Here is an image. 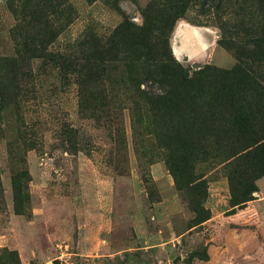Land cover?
Instances as JSON below:
<instances>
[{"label":"rangeland","instance_id":"374dc122","mask_svg":"<svg viewBox=\"0 0 264 264\" xmlns=\"http://www.w3.org/2000/svg\"><path fill=\"white\" fill-rule=\"evenodd\" d=\"M177 24L208 34L206 49L177 59ZM113 32L116 51L93 54L94 88L67 72L88 61L67 57L92 53L77 44ZM128 39L147 40L148 53L132 54ZM149 56L193 79L203 72L194 101L158 128L139 118L147 107L130 82ZM242 75L246 94L264 89V0H0V264H183L204 251L192 264H264V175L249 169L264 153L234 163L207 139L179 193L160 144L183 154L186 122L201 132L225 118L219 89ZM248 95L264 116V98ZM92 98L88 112L80 101Z\"/></svg>","mask_w":264,"mask_h":264},{"label":"trees","instance_id":"16d2710c","mask_svg":"<svg viewBox=\"0 0 264 264\" xmlns=\"http://www.w3.org/2000/svg\"><path fill=\"white\" fill-rule=\"evenodd\" d=\"M116 36V33L113 32L109 37L102 40L89 38L83 41V43L77 44L78 49L86 45L92 53L87 55V57L82 53L75 55L76 58L67 57V60L74 62V64L80 59H88L86 64L78 71L73 70L71 64H67L68 68L66 70H69L67 72L81 77L83 85H89L94 88L93 83L96 75L93 54L104 49H109L111 52L116 51V46L119 44ZM52 41L53 39L48 44H51ZM219 44L228 48L223 40L219 41ZM39 45L41 46V44ZM121 45L130 50L134 55L139 53L140 49L142 52L148 53V49L150 48L147 40L135 42L134 39H128V41L121 42ZM147 60L148 65L143 72H131L130 82L141 95L140 99L143 106L147 107L139 118H144L150 126L158 128L159 124L163 121L164 124H167V121L161 118L166 117L170 113L169 120L178 118L181 113L179 106L184 103L190 104L194 101V94L200 85L201 74L203 72H199L196 79H193L188 73L173 71L168 65L161 63L156 56H149ZM234 71H240V69L235 68ZM142 76L145 78L144 80ZM246 77L242 75L240 79L242 78L241 80L243 81L240 82H238L239 80H230L227 90L224 87L219 89V97L215 101V107L219 108L221 114L226 111L228 112L225 114V118L210 120L209 123L212 121L215 125L213 123L209 125L207 119H211L212 116H207L206 123H208V126L206 127V124L203 125L205 128H202L201 132L198 129L196 130V127L193 128L194 123L186 122L185 131L180 139V142L183 144V154L179 157L175 155L174 150L171 148L172 142L169 144L167 141L168 145L164 141L160 143L168 152L166 154L168 170L173 177L176 190L179 193L183 190H189L190 182L197 178L193 167H191V163L193 166V161L199 159L198 156L206 155L204 144L207 139H214L212 142L215 144L223 142L226 148L225 158L233 159L234 163L242 164L241 159L250 161L254 157L264 153V116L259 111L261 107H257L261 105L253 106V103L247 98L248 94L245 92L248 89L246 82L248 77ZM142 82H145L149 89L148 91H141L139 89V86L143 84ZM248 96H253L257 99L264 98V89L258 85ZM224 97L225 99L223 100ZM94 100L95 98L81 99L80 104L86 110L90 108L89 104ZM187 108L184 107L182 112L187 113ZM262 110H264V105ZM86 111L89 112V110ZM219 120L220 122L216 124ZM168 138L173 139L175 137L169 136ZM250 167V170H258V173L251 175L253 180L264 175V166L261 168L260 166ZM12 184L14 209L17 213H24L25 207L20 204L21 186L17 184V179L14 177L12 178ZM251 191L253 192L254 189ZM248 200L243 199L238 203L242 204ZM236 204L237 201H233V205ZM193 211L197 212L195 206H193ZM195 260L206 262L208 260L206 251L199 254H189L182 259V262L183 264H192Z\"/></svg>","mask_w":264,"mask_h":264},{"label":"bare ground","instance_id":"6f19581e","mask_svg":"<svg viewBox=\"0 0 264 264\" xmlns=\"http://www.w3.org/2000/svg\"><path fill=\"white\" fill-rule=\"evenodd\" d=\"M182 25V24H181ZM179 26V25H178ZM181 27L183 26H179L177 27L176 29V32H175V35H174V38L176 39H181L183 38V36L185 35L183 33V31L181 30ZM186 27V26H184ZM194 29V28H193ZM197 29V28H196ZM206 31V30H205ZM208 31V30H207ZM210 33V32H209ZM209 37L208 34H204L203 32H201V30L198 28L197 30H192V34H188V36H185L184 40L182 42H179L180 44L182 43L183 45L185 44L186 46H188L189 48H191V50H193L194 48V44H196V42H200L202 41V39L206 38V37ZM179 41V40H178ZM173 46H174V51H173V54L175 55V57L177 59H179V44H177L175 41H173ZM196 51V49H195ZM189 52V51H188ZM187 52V53H188ZM186 54V53H185ZM191 54V53H190ZM189 55V54H188ZM192 56V55H191Z\"/></svg>","mask_w":264,"mask_h":264},{"label":"crops","instance_id":"0c3cea01","mask_svg":"<svg viewBox=\"0 0 264 264\" xmlns=\"http://www.w3.org/2000/svg\"><path fill=\"white\" fill-rule=\"evenodd\" d=\"M179 26H183V27H181V30L183 31V33L185 34L184 36H183V38H182V40L179 38V39H176V38H174V35H175V32H176V29H177V27H179ZM178 26V24L176 25V27H175V29H174V31H173V38H172V43H171V48H172V50L174 51V46H173V41H175L177 44H179V56L181 57L183 54H184V56H193V54L197 51V50H204V49H206V44L208 43V36L206 37V38H204V39H202V41H200V42H196V44H194V48H193V50H191V48H189L188 46H186L185 44L183 45L182 43L180 44L179 42H182L185 38V36H188V34H192V30H197L198 28L197 27H189V26H187V25H179ZM184 26H186V27H184ZM194 28V29H193ZM197 28V29H196ZM179 40V41H178ZM195 49H196V51H195ZM172 51V52H173ZM189 51V52H188ZM188 52V53H187ZM186 53V54H185ZM191 53V54H190ZM189 54V55H188ZM191 56V57H192Z\"/></svg>","mask_w":264,"mask_h":264}]
</instances>
